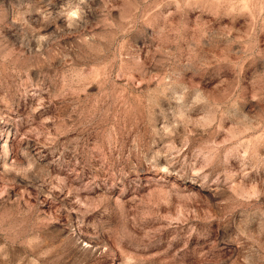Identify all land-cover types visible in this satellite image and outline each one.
<instances>
[{
  "label": "rangeland",
  "instance_id": "374dc122",
  "mask_svg": "<svg viewBox=\"0 0 264 264\" xmlns=\"http://www.w3.org/2000/svg\"><path fill=\"white\" fill-rule=\"evenodd\" d=\"M0 264H264V0H0Z\"/></svg>",
  "mask_w": 264,
  "mask_h": 264
},
{
  "label": "snow or ice",
  "instance_id": "6c2138e0",
  "mask_svg": "<svg viewBox=\"0 0 264 264\" xmlns=\"http://www.w3.org/2000/svg\"><path fill=\"white\" fill-rule=\"evenodd\" d=\"M72 15H73V16H75V15H76V13H75V12H73V13H72Z\"/></svg>",
  "mask_w": 264,
  "mask_h": 264
}]
</instances>
